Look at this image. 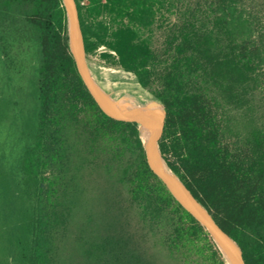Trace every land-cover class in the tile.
Instances as JSON below:
<instances>
[{
  "label": "trees",
  "instance_id": "1",
  "mask_svg": "<svg viewBox=\"0 0 264 264\" xmlns=\"http://www.w3.org/2000/svg\"><path fill=\"white\" fill-rule=\"evenodd\" d=\"M76 3L87 57L158 97L165 161L245 263L264 264V0ZM29 56L37 109L16 169L0 143V264H228L150 165L137 121L87 86L63 0H0V61L17 71Z\"/></svg>",
  "mask_w": 264,
  "mask_h": 264
},
{
  "label": "water",
  "instance_id": "2",
  "mask_svg": "<svg viewBox=\"0 0 264 264\" xmlns=\"http://www.w3.org/2000/svg\"><path fill=\"white\" fill-rule=\"evenodd\" d=\"M63 1L68 14L70 48L76 60L78 69L92 94L95 96L102 108L110 115L118 118L136 120L139 128L141 125L145 127V131L146 133H149V136L146 141L143 140V138L142 140L150 165L163 178L167 186L178 198V200L210 231L214 240L217 242L218 246L223 252L227 263L246 264L242 255V250L238 243L217 223L209 210L194 196V194L188 189V187L177 176V174L174 173L172 175L167 173L157 165L156 151L157 149L160 151L159 137L161 135L164 119L166 116V110L163 103V108L157 107L155 106V103H153L147 108L129 109L127 108V104L118 105L112 99L111 94H109L106 89L102 88L93 80L86 59L87 57L83 32L76 0ZM125 71L129 72L127 70ZM142 87L145 88L144 86ZM133 95L130 92L125 95L126 97L124 98L130 99V97Z\"/></svg>",
  "mask_w": 264,
  "mask_h": 264
},
{
  "label": "rangeland",
  "instance_id": "3",
  "mask_svg": "<svg viewBox=\"0 0 264 264\" xmlns=\"http://www.w3.org/2000/svg\"><path fill=\"white\" fill-rule=\"evenodd\" d=\"M152 34L154 37V45L162 46L164 39L163 28H155ZM86 59L89 69L95 68L97 71H100L107 68H114L125 71L123 67L105 64L100 60L98 54L89 56ZM30 60L31 58L29 56V60L24 62L25 65H22V71L20 69L16 71L13 62H10V67H8L5 66L6 62L3 64L0 61V143H4L3 147L10 157L9 163H11L13 165L12 167L15 169L19 166L21 148L19 134L21 132L31 133L34 129L36 117L37 100L34 95L35 89L32 80L35 77V71L31 67ZM129 73L132 72L129 71ZM103 86L105 88L109 86L111 90L118 88V86L114 84ZM93 211L96 213L98 210ZM81 217H83L82 213Z\"/></svg>",
  "mask_w": 264,
  "mask_h": 264
},
{
  "label": "bare ground",
  "instance_id": "4",
  "mask_svg": "<svg viewBox=\"0 0 264 264\" xmlns=\"http://www.w3.org/2000/svg\"><path fill=\"white\" fill-rule=\"evenodd\" d=\"M90 74L93 80L102 88H105L103 85L107 86L109 84L118 86V88L114 90H111L110 87L107 86L105 89L109 93L116 94L120 97H126L125 95L130 92L132 95L134 94L129 99L130 109L147 108L153 103H155V106L162 108L158 97H156L151 91L143 88L137 77L132 73L114 68H107L100 71H97L95 68H90ZM139 129L141 131L143 140L146 141L148 139L149 133H146V129L143 125H141ZM156 162L161 169L172 175L174 174L172 169L162 157L159 149L156 151Z\"/></svg>",
  "mask_w": 264,
  "mask_h": 264
}]
</instances>
